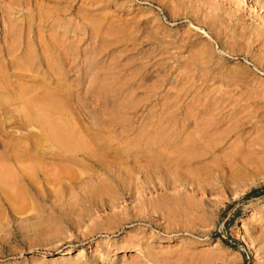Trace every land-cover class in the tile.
<instances>
[{
	"label": "rangeland",
	"instance_id": "1",
	"mask_svg": "<svg viewBox=\"0 0 264 264\" xmlns=\"http://www.w3.org/2000/svg\"><path fill=\"white\" fill-rule=\"evenodd\" d=\"M0 177V264H264V0H0Z\"/></svg>",
	"mask_w": 264,
	"mask_h": 264
},
{
	"label": "bare ground",
	"instance_id": "2",
	"mask_svg": "<svg viewBox=\"0 0 264 264\" xmlns=\"http://www.w3.org/2000/svg\"><path fill=\"white\" fill-rule=\"evenodd\" d=\"M47 98H49V97H47ZM51 98H52V97H51ZM54 98H55V97H54ZM32 99H33V98H32ZM40 99H41V98H40ZM56 99H58V97H57ZM33 100H34V99H33ZM31 102H32V101H31ZM35 103H36V102H35ZM30 106H32V105H30ZM36 107H37V103H36ZM31 108H32V107H31ZM24 109H25V108H24ZM22 111H24V110H22ZM25 111H26V109H25ZM25 111H24V112H25ZM41 111H42V110H41ZM27 112H28V110L26 111V114H27ZM43 112H44V111H43ZM33 113H34V112H33ZM37 113H38V112H37ZM41 113H42V112H41ZM41 113H40V114H41ZM26 114H25V115H26ZM40 114H39V115H40ZM29 115H30V114H29ZM37 115H38V114H37ZM37 115H36V116H35V115L32 116V117H33V120L35 119V121H37L39 117H40V118L42 117V119L39 118V120H40L41 122H43V121H44V120H43V118H44V117H43L44 114H43V116H38V117H37ZM41 115H42V114H41ZM26 116H27V115H26ZM34 116H35V118H34ZM28 117H29V116H28ZM28 119H29V118H28ZM39 120H38V121H39ZM42 120H43V121H42ZM38 121H37V122H38ZM43 123H44V122H43ZM55 123H56V122H55ZM52 125H53L54 127L52 126L53 128L50 129V132H51V133H50V135H49L48 137H50V140H51V139L54 140L55 143H59V144H58L59 147L66 148V150H67V149L69 148V146H71V144H70L71 141L69 140V138H72L73 136H72V137H68V136H70V133H71V132L69 131V133H66L67 131H65V129H64L65 127H63V124H61L62 126H61V125L59 126V124H58V125H57V124L55 125L54 122H53ZM50 128H51V126H50ZM52 142H53V141H52ZM72 146H73V145H72ZM72 146H71V147H72ZM73 147H74V146H73ZM73 147L70 148V149H71V150H74ZM70 149H69V150H70ZM67 151H68V150H67ZM0 178H1V177H0ZM0 180H1V179H0ZM4 180H5V179H4ZM4 180H2V181H4ZM159 262H160V261H155V262H153V264H159ZM160 263H162V262H160Z\"/></svg>",
	"mask_w": 264,
	"mask_h": 264
}]
</instances>
